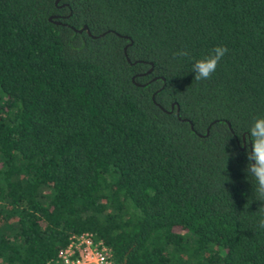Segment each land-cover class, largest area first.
Here are the masks:
<instances>
[{
    "label": "trees",
    "instance_id": "16d2710c",
    "mask_svg": "<svg viewBox=\"0 0 264 264\" xmlns=\"http://www.w3.org/2000/svg\"><path fill=\"white\" fill-rule=\"evenodd\" d=\"M259 117L264 0H0V264H264Z\"/></svg>",
    "mask_w": 264,
    "mask_h": 264
},
{
    "label": "clouds",
    "instance_id": "9594fccd",
    "mask_svg": "<svg viewBox=\"0 0 264 264\" xmlns=\"http://www.w3.org/2000/svg\"><path fill=\"white\" fill-rule=\"evenodd\" d=\"M227 52V47L218 45L203 59L195 61L192 65L194 79L197 81L211 79ZM187 56H189L187 48L173 54V58ZM248 134L251 147L247 154L248 165L245 171L255 180L256 200L264 201V117H259L253 122ZM259 226L264 228V217L259 220Z\"/></svg>",
    "mask_w": 264,
    "mask_h": 264
},
{
    "label": "built area",
    "instance_id": "2783aa9c",
    "mask_svg": "<svg viewBox=\"0 0 264 264\" xmlns=\"http://www.w3.org/2000/svg\"><path fill=\"white\" fill-rule=\"evenodd\" d=\"M46 264H112L109 248L90 233L73 235L65 249Z\"/></svg>",
    "mask_w": 264,
    "mask_h": 264
},
{
    "label": "water",
    "instance_id": "95a60500",
    "mask_svg": "<svg viewBox=\"0 0 264 264\" xmlns=\"http://www.w3.org/2000/svg\"><path fill=\"white\" fill-rule=\"evenodd\" d=\"M56 24L58 25L59 23L56 22ZM82 31H86L87 34L90 35V33H89L87 27H83L81 30H78L77 32H78V33H81ZM172 110H173V106H171V111H172ZM176 115L179 116V110H178V108H177V110H176ZM190 125H191V124H190ZM191 127H192V125H191ZM206 134H208V129H207ZM242 139H243V149H244V148H245V139H244V137H243ZM248 146H249V148L251 147L250 142H249Z\"/></svg>",
    "mask_w": 264,
    "mask_h": 264
}]
</instances>
